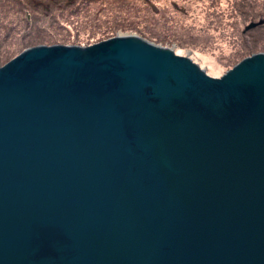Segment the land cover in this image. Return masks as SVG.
Returning <instances> with one entry per match:
<instances>
[{
	"label": "water",
	"instance_id": "1",
	"mask_svg": "<svg viewBox=\"0 0 264 264\" xmlns=\"http://www.w3.org/2000/svg\"><path fill=\"white\" fill-rule=\"evenodd\" d=\"M0 264H264V54L214 78L130 34L0 68Z\"/></svg>",
	"mask_w": 264,
	"mask_h": 264
},
{
	"label": "rangeland",
	"instance_id": "2",
	"mask_svg": "<svg viewBox=\"0 0 264 264\" xmlns=\"http://www.w3.org/2000/svg\"><path fill=\"white\" fill-rule=\"evenodd\" d=\"M12 1L0 0V68L26 51L33 38L89 47L131 34L191 58L214 78L264 54V25L246 31L264 19V0H77L65 8L69 0H58L48 15L29 11L31 0H23L22 11ZM28 12L33 27L26 23Z\"/></svg>",
	"mask_w": 264,
	"mask_h": 264
},
{
	"label": "trees",
	"instance_id": "3",
	"mask_svg": "<svg viewBox=\"0 0 264 264\" xmlns=\"http://www.w3.org/2000/svg\"><path fill=\"white\" fill-rule=\"evenodd\" d=\"M49 1V0H48ZM15 5L14 6H17L19 7V11H22V10H26L27 9V6L25 5V1L23 0H13L12 1ZM67 2V1H66ZM77 0H69L67 2V4L64 6L65 7H71L72 4H76ZM31 3L34 7H32V9H30L29 11H31L32 13L35 12H38V10H43L44 12H46L48 15L49 13H51L56 7V6H59L58 4L61 3V2H58V0H51V3L52 5H50L49 3H46L44 0H31ZM33 18H34V15L32 17V15L28 12L27 15H26V23L28 25H32L33 27ZM25 20V19H24ZM58 22V21H57ZM56 23V21H55ZM59 24V22H58ZM65 28V27H64ZM14 27H11L9 31H14ZM9 35H7L6 38H8ZM36 39H32L30 40V44H27L25 48H34V47H37V46H42V45H46V46H55V45H58L59 43L57 42H54L52 39L51 40H43L40 38V40L38 41H34ZM14 59V58H12ZM12 59H10L8 62H10ZM6 62V64L8 63Z\"/></svg>",
	"mask_w": 264,
	"mask_h": 264
}]
</instances>
